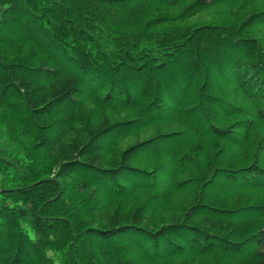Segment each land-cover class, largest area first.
Segmentation results:
<instances>
[{
  "label": "trees",
  "instance_id": "obj_1",
  "mask_svg": "<svg viewBox=\"0 0 264 264\" xmlns=\"http://www.w3.org/2000/svg\"><path fill=\"white\" fill-rule=\"evenodd\" d=\"M0 264H264V0H0Z\"/></svg>",
  "mask_w": 264,
  "mask_h": 264
}]
</instances>
